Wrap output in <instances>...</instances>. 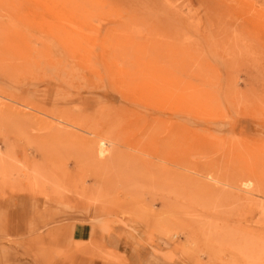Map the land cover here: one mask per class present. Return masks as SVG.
Instances as JSON below:
<instances>
[{"label": "rangeland", "instance_id": "rangeland-1", "mask_svg": "<svg viewBox=\"0 0 264 264\" xmlns=\"http://www.w3.org/2000/svg\"><path fill=\"white\" fill-rule=\"evenodd\" d=\"M144 262L264 264V0H0V264Z\"/></svg>", "mask_w": 264, "mask_h": 264}, {"label": "crops", "instance_id": "crops-1", "mask_svg": "<svg viewBox=\"0 0 264 264\" xmlns=\"http://www.w3.org/2000/svg\"><path fill=\"white\" fill-rule=\"evenodd\" d=\"M86 230H87L86 226L80 225V226H75L72 231L75 237H77L78 239H82L85 237ZM144 263L148 264L149 262L148 263L144 262Z\"/></svg>", "mask_w": 264, "mask_h": 264}, {"label": "bare ground", "instance_id": "bare-ground-1", "mask_svg": "<svg viewBox=\"0 0 264 264\" xmlns=\"http://www.w3.org/2000/svg\"><path fill=\"white\" fill-rule=\"evenodd\" d=\"M1 35H2V34H1ZM5 36H6V35H5ZM102 153H103V151L100 150V151H99V154L102 155ZM100 155H99V157H100ZM105 155H106V154H105ZM179 162H180V161H179ZM93 215H94V214H93Z\"/></svg>", "mask_w": 264, "mask_h": 264}]
</instances>
